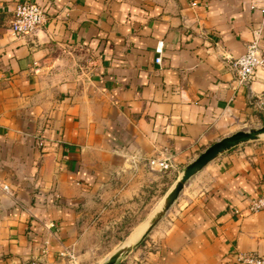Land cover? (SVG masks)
<instances>
[{
  "label": "crops",
  "instance_id": "crops-1",
  "mask_svg": "<svg viewBox=\"0 0 264 264\" xmlns=\"http://www.w3.org/2000/svg\"><path fill=\"white\" fill-rule=\"evenodd\" d=\"M18 1L0 0V264H100L146 191L166 193L206 146L258 121L264 66L241 83L230 59L256 36L264 57V0H31L46 19L24 35L9 27ZM163 149L172 165L149 167ZM261 194L254 139L190 176L148 231L121 234L132 246L115 263L264 256V208H248Z\"/></svg>",
  "mask_w": 264,
  "mask_h": 264
},
{
  "label": "built area",
  "instance_id": "built-area-1",
  "mask_svg": "<svg viewBox=\"0 0 264 264\" xmlns=\"http://www.w3.org/2000/svg\"><path fill=\"white\" fill-rule=\"evenodd\" d=\"M189 3L191 6H196L198 0H189ZM45 19V11L39 3L31 0L18 1L14 6L9 27L15 34H29L37 30ZM162 49L163 40H158L155 45L156 62L161 60ZM230 65L238 82L244 83L251 80L256 69L264 66V57L259 50L257 36L247 43L244 52L230 59ZM145 163L151 168L165 170L172 165V156L167 149H163L146 158ZM0 187L5 191L9 190L7 183H1ZM248 208L252 212L264 208V194L251 197ZM60 253L69 256L70 259L73 258L72 252L67 247H63ZM236 259L242 264H264V256L254 251H238Z\"/></svg>",
  "mask_w": 264,
  "mask_h": 264
},
{
  "label": "water",
  "instance_id": "water-1",
  "mask_svg": "<svg viewBox=\"0 0 264 264\" xmlns=\"http://www.w3.org/2000/svg\"><path fill=\"white\" fill-rule=\"evenodd\" d=\"M263 133L264 124L258 127L239 129L230 134L222 136L221 138L213 141L203 150H201L196 157H194L184 166L180 176L174 181L172 186L165 193L161 206L149 218L145 231H148L167 211V209L176 199L184 183L190 176L200 170L207 162L215 158L219 153L230 149L240 143L258 139ZM131 246V244H127L117 248L100 264H114L119 256L126 250H128Z\"/></svg>",
  "mask_w": 264,
  "mask_h": 264
},
{
  "label": "rangeland",
  "instance_id": "rangeland-1",
  "mask_svg": "<svg viewBox=\"0 0 264 264\" xmlns=\"http://www.w3.org/2000/svg\"><path fill=\"white\" fill-rule=\"evenodd\" d=\"M256 116L258 118V121L256 120L252 122L250 125L246 126L245 129L258 127L264 124V99L258 102ZM258 139L264 141V135H261ZM165 186L166 184L164 185V187H151L149 191L145 192L143 197H141V201L139 202V208L135 212H131L127 215V221L122 225V227L117 230L115 229V231L113 232L107 233V237L104 239V243L101 245V247H99L100 254L105 252H112L116 248L121 246L123 241H125V238L121 239V234H123L125 230L129 231L130 229H132L135 223L141 222L139 224L141 225L152 216V214L162 204V200L165 194Z\"/></svg>",
  "mask_w": 264,
  "mask_h": 264
},
{
  "label": "trees",
  "instance_id": "trees-1",
  "mask_svg": "<svg viewBox=\"0 0 264 264\" xmlns=\"http://www.w3.org/2000/svg\"><path fill=\"white\" fill-rule=\"evenodd\" d=\"M126 233H127V230H125V231L123 232V234H126ZM145 237H146V235L143 236V238L139 241V243L142 242V241L144 240ZM114 264H117V263H114Z\"/></svg>",
  "mask_w": 264,
  "mask_h": 264
},
{
  "label": "bare ground",
  "instance_id": "bare-ground-1",
  "mask_svg": "<svg viewBox=\"0 0 264 264\" xmlns=\"http://www.w3.org/2000/svg\"><path fill=\"white\" fill-rule=\"evenodd\" d=\"M261 135H264V133H263V134H261Z\"/></svg>",
  "mask_w": 264,
  "mask_h": 264
}]
</instances>
